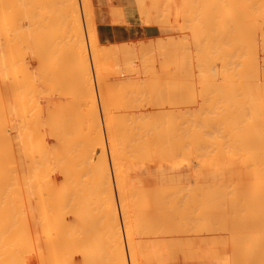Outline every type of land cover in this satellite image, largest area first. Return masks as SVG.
<instances>
[{
    "label": "bare ground",
    "instance_id": "6f19581e",
    "mask_svg": "<svg viewBox=\"0 0 264 264\" xmlns=\"http://www.w3.org/2000/svg\"><path fill=\"white\" fill-rule=\"evenodd\" d=\"M75 1L77 0H59V3L61 5L60 4L58 6L57 5L54 6L55 4L52 5L54 8L58 7V10L53 9L51 7L52 17H54L56 13H57L56 14L57 16L58 15L60 16V18L54 17L56 18V20L58 19L60 22L57 20V24H56L55 19H54L55 21L53 22L56 25L59 24L60 26H63V27H60V26L59 27L63 28L62 31L63 30L65 31L64 39L68 38L69 42L67 41V39L66 41L68 43L64 39H60L62 38V35L58 37H60L59 39L62 40V42L64 41V43L69 44L68 45L69 50L71 49L70 51L73 54L75 58L74 60L77 63V68L76 69L72 68L73 64L75 63V61L73 60L74 63L72 64V67H71L73 72L75 69V72H74L75 79H74L72 78L73 73L70 75V72H68L67 68L64 66L65 65L64 63H68L69 61H72V60L68 59L69 56L66 57L67 60L66 58L64 59V56H63V61H64L63 62L62 56L58 55L60 58L59 60L62 61L63 63L62 67H64L66 69V72H68V74L71 76L70 79L72 80L74 79L75 82L73 84L76 83L75 84L76 86L75 88L73 86L72 87L70 86L69 88H72V89L71 91L70 89H68L67 90L68 92L64 90H65V87L68 85L67 83L69 82H66L64 84L62 83V85H55L50 88V94H49L51 98L50 103L52 102L54 104H57L58 102L57 105L62 104V103H59L60 101L59 98L61 96H64L65 99L71 101L69 99V98L72 99L71 94H73L74 98H78L77 99L78 101L75 100V102L77 101L76 104H78L77 107L76 105H74L75 102H72L73 104L72 106H75V108H78V109L75 110L74 107L70 106V108L72 107L76 112L73 111L72 109L70 111L73 112V115H71V117L75 116L77 113L79 114V112H80V115H76L75 118L73 117L72 120L69 117L68 121H66L67 119L66 117L69 114H72V112L69 113L70 111L66 112L69 109L68 108L70 105L69 101L66 103L63 101L68 106L65 108L66 111L64 109L63 110L64 112L69 113V114H66V113L63 114V112L60 113V111L62 110H59L60 114L67 115V116L66 115L63 116L65 118L63 120L62 116L57 115L58 113L56 114L54 113V116H50L51 113L48 114L47 112L48 115L43 116L41 114L42 112L40 111V109L38 110L36 106L37 104H35L36 100H34V96H33V94H35L34 90L37 85L45 86L48 82L51 83V81L49 80L51 78H49V76L52 74V68L58 61V58L56 57L57 54H55V52L57 51L54 50L55 47L53 48L54 44L52 43L53 44V46L51 45L52 48L51 46L48 47L49 46L48 44L50 43L49 41L56 42L58 40V39L56 40V38L55 40L48 39V37L49 38L53 37V31L51 29V26L47 28V26L44 24L48 22L49 24L48 23L47 24L50 25V22L45 19V17L47 18L49 16L48 14L49 11L47 12V9L45 8H44L45 10L44 9L42 10L44 6L39 7L42 11L40 10L38 11V7H37L36 9L37 13L34 9L36 14H39L38 12L44 13L43 11H45V14L46 13L47 14L46 15L42 14V15H45V17L42 16L41 14H39L41 16H38V17L36 15H33V17L36 16L38 18L37 19L35 17L33 19H37L36 22L39 19H40L39 20L40 22H43L45 20L43 23H40V24H44L46 26V27L44 26L45 28L44 27L42 28L43 31L48 29L47 31H49L50 33L46 31L45 37L47 38L46 41L48 43H45V45L47 46L45 45L44 46L48 47L47 49L50 48V50H48L49 51L48 55L50 54V51L52 52L55 51L54 55H55V58H57V60L55 64L52 65L53 67L51 68V64L53 63V60L55 61V58H53L54 55L52 53L53 55L52 61L49 64L50 65L49 68L51 69V71L46 69L47 72L48 71L50 72V73L48 72L49 75L45 74L44 72L46 71H44V69L42 68L43 74H39L41 76L37 77L34 73H32L33 71L32 72L30 71L31 60H26L27 61L26 62L25 59H23V56H21L22 50H23V53L25 51L23 47H28L32 43L34 44V41L36 39L32 40L33 41L32 42L31 37L34 36V34L37 35L36 33H33L34 31L38 32L39 30L36 28V30L33 31V30H30L28 27L30 26L31 29L32 28L34 29V26L37 25L35 24L34 26H32L35 20L34 21L32 20V13L30 12V10L31 11L33 10V9H30L31 6H33L36 2L35 0H24V1L22 0V4L27 5L28 8L26 6H23V5L22 6L24 8H27L28 11L27 10L25 11L24 8L22 10L24 11V14L26 13L25 16L28 22L31 24L29 25L27 22L28 25L26 24V26L28 30L25 26L26 28L25 30H27L25 32L21 30L24 27L21 28L20 26V21L25 19L24 15L20 19V11H22L20 0H0V264H28V260L33 259V257H30L31 259L29 258V255H30L29 252L31 251H32L31 254L34 251L36 252L37 258L35 257V254L33 255L36 258V260L39 262L38 263V262L33 261L34 264H73L71 256L67 254V251L69 254L71 252L70 249L67 250L69 247H74V250H75V245L69 246L68 245L69 241L67 240V239H70L69 237H72L73 235L70 234L72 236L69 235V237L66 239L65 237H63L62 242H58V240L55 239V236L52 237V235H55V233L54 234L51 233L52 235L49 234L50 228H52V224L57 222L59 219L60 220H62L63 218L65 219V217L57 219L56 215H58L61 210L63 211V213H65L66 211H68V213L71 212L70 216L73 218V221L76 223L75 226H77L76 228L79 230L77 232L82 233L83 239H85L84 241H86L88 244L91 242V244L89 245L91 246L94 245L93 239L92 240L88 239L90 240V242H88V240L86 239L88 238V236L85 230L87 231V229L88 228L90 229L91 227L90 225H88V223L87 224L84 223L85 221L88 222L89 220L88 215L85 214L87 212L86 210L87 208L89 210L93 209V211H91L92 213L90 212L91 215L89 213L90 216H93L92 214H96V212H94V208H101V210L103 208V210L105 211L104 214L106 216L107 223L105 221L104 223L107 224L106 226L107 232L101 230L106 233H104L105 235H102L103 238H100L99 235L101 234L99 233V235H97L99 230L98 231L94 230L96 232H93L94 234L93 236L95 237V240L98 239L97 241H100L101 239H104L103 242H105L106 237L104 238V236L108 235L107 236L108 242L106 244L109 249V250L107 249V251H109L107 252L109 253L108 255L109 264H127L126 262L127 258H125L126 255H125V250H124L125 243H123L124 238L122 235V231H121L122 228L120 227V223H119V219L117 215L118 214L117 206H116L117 204L115 202V197L113 193L114 190H113L112 182H111L113 179H115L114 182L116 183V188H117L116 193H118V196L117 195L116 196L118 197L117 200H119L118 202H119V207L121 208V211H122V215L125 217L127 208H134V213H135L134 226L132 228L131 227H127L126 229L123 228L124 229L123 231L125 234L126 246L129 252L128 256H130V259H131V260L129 259L130 260L129 264L131 263L139 264L138 261H136V259H137V255L139 256L140 252L143 253L141 254V256L143 255V259H144L143 261H140V262H143L142 264H146V262L144 263L145 258L146 259L152 258L153 256H158V257L160 256L159 258H161L162 255L165 256L166 253L169 254L168 244L173 245L175 244L174 242H176L177 240H179V238H182V237L187 239V243L185 247L186 249L183 247V249L180 251V249L178 250L175 247L177 245H175L173 246V248L175 247L179 252H174L172 257L168 255L169 259L171 257L172 259H174L173 262L175 263L176 261L177 264L178 262L185 264L186 261L191 257L189 255L196 253V254H199L200 256V254H202L203 252H206V250H209L212 247L221 244L222 242L224 243H223V247H220L221 251H222V248L224 247L226 248L228 246L227 253L229 254L227 255L224 254V256H227V257L228 255L232 256V257L229 256L230 257L229 259H231L228 262L229 264H233L234 260H237L238 261L237 263L239 264H264V33L263 35L258 34L261 28L259 24L255 23V18H256L255 13L260 14V16L263 17V21H264V0H225V3H223L224 0H221V1L219 0L220 4L222 3L223 5L227 7L226 8L224 6L226 10L223 8L224 12L226 11L228 12V13L227 12L225 13L226 15L224 14L225 16L222 15L223 11L220 12V9L223 6L222 7L218 6L219 5L218 3L217 7H215L216 6L215 4H217V2L215 4H214L215 1L212 2L214 6V8L213 7L212 8L215 9V11L213 10V12H211L212 11L211 9L210 10L211 14L214 13L212 15H216L215 13L216 9H218V7H221L218 9V11L219 13H222L221 17L224 16V18H226V20H224V23H220L221 24L220 28L224 29L223 27H226V30H227L225 33L226 40H224L226 41L225 42L226 49L223 50V52L225 51V54L220 52L221 50L218 49L219 47L215 45L216 43L219 44L222 39L220 40V42H216L214 44H212L213 42L211 43V39H213V35L216 36L218 33H220V29L215 28L217 25L214 27V29L216 30L213 31L215 34L211 32L212 33V36H211V33H208V35L212 37L211 39H209L211 44H208L209 42L208 43L206 42L208 39L204 41V37L207 36L206 33L210 31L208 29L212 28V26L216 24V22L217 24L219 23L218 20H220L221 18L220 14H217L219 15L220 18L217 15H216L217 18H214L213 16L214 21L215 19H218V18L219 19L215 23H213L212 26L210 27L207 24L209 23L211 24L213 22V20L212 21L209 20L210 22L208 21V19L211 18L212 15L210 14L209 15L210 17L208 18V16H204L203 15L204 13L202 12L201 13L202 16L200 17L201 15L200 14L199 15L200 19H198L197 17V20L202 21V18H204V20L209 22L205 25L209 27L208 29L205 28L207 32L201 31V30H204V27H200V26H202V24L204 26V23L206 21L203 20L201 23H199V21L195 22L196 17L194 18V16L196 15V13L198 15L200 11L202 10V8L204 7L195 6L197 5L196 4L197 1H198L197 3H200L199 0H196V1L194 0L184 1L183 0L184 3L186 2L185 5L188 3V1L191 3H193L192 1H194L195 5L193 4L194 5L193 6L191 3L190 4L188 3L187 8L188 9L191 8V11L192 10L193 11L191 12L189 10L190 14L194 12L193 14L195 15L193 14L185 15L188 12L184 14L182 13L184 11H187V9L183 10L184 8L183 7L184 5L182 6L183 2L180 3L182 7L180 11L183 10L180 14L185 15L186 17L190 16L191 18L188 17L190 23L192 21L195 24H197V26H199V27L195 25L193 26L192 24L194 23H191L190 27L191 26L192 27L189 28L188 26L189 28L187 29L188 33L190 32L192 28L193 30H191V32L193 31L198 32L200 30L198 32L199 35L197 32H195L196 35L194 32H193L194 34L192 33V35L190 33L189 34L190 36L194 35L193 38H195L196 36L198 38V36H200V38H198V41L201 40L200 42H202V39H203L202 44H205V45H202L201 43H198L199 45H197V42H195L197 38L194 40L195 43L193 42V45H196L197 47L193 45L190 47L194 48L193 55L196 57L192 59H194V62H195L197 60L196 58H200L197 55V51L198 52L200 51L198 54L200 56L202 55L201 59L202 58L203 60L206 59V62L208 61V63H211V61H213V63L210 64L211 67H209L205 61L200 60V59L197 60V62L199 61V63L200 62L202 63L203 61V64L200 63L201 67L207 64L205 67L208 66L209 68H212L211 70L213 69L219 70L217 72L215 70L214 73L215 72L216 74L218 72L220 73V74L219 73L217 74V77L218 75H220L221 80L219 81L220 83L222 82V85L221 86L218 85L219 82L217 81L218 87L216 85L215 88L217 87L219 89L221 87L223 88V92H222V89H221V92L217 90L220 94L217 91L213 92L215 88L210 87V85L212 82L217 80V77H215L216 79L213 77L214 73H212L213 71L211 72L208 67L207 68L203 67L201 70L203 71L204 69H207L206 71H203V73L205 72L207 74L206 75L204 73L205 75L204 78L208 77L207 80L208 79L210 80L212 77L214 80L213 81L210 80L211 82L208 80L209 81L208 84L210 83V85L207 84V80H205L206 84H204V82L200 80L203 83V85L202 83L200 84V87L202 85L203 88L206 89L205 91H208V92L210 90H208L207 86H209L211 89L213 88L210 91V93L207 92V94H209L210 97H213L214 94L217 95L218 98L216 97L217 99H215V96H214L212 100L215 103L217 102V104L219 103L220 104L219 106L215 104H210V103H213V101H211V98H210L208 99L209 101L206 100L208 103L211 101L209 103L210 105L207 106V107H210V109L206 112L205 111L201 112L200 110H202V107L200 106L199 102H202V100H200V98H198V100L194 99L195 101L200 100L198 102L199 107H193L192 109L191 106H189L191 108L188 107L187 103L190 100L188 98L189 99L188 101H183V102L181 101L183 105L181 107H183V109L179 107L180 104L178 105L180 110H175L176 107L173 108L174 110L171 108V107H174L173 104H172L173 106L170 105L171 103H173L174 101H177L178 99L183 98L181 97V95L184 93L183 91L185 90V88L184 90L183 89L177 90V89L171 88V90L166 91L167 85L169 86V83L170 84L177 83L178 88H180L181 86L183 88L185 85H188L185 83L186 81L184 79L188 80L190 78V77L185 78L188 75H190L189 72H192L193 70V75H196V76L198 73L201 74V71H199L200 68L198 69V71L196 70L197 72L194 71L195 69L198 68L199 65L197 66L196 62H195L196 65L193 64L194 62L193 63L191 62L190 59H191V56L193 57V55L191 54L190 58L188 57L189 58L188 59L187 56L184 54V53L187 54L190 51L185 52V49L183 50V45L184 47H187L188 44L191 42V40L193 41V38H190V36L189 38L191 40L188 39V41H185V39H183V38H186L184 37L185 35L184 34L182 35L183 40L181 41L183 42V44L180 41H179L180 45L178 44V46L181 47L182 49L181 50L182 51L181 54L183 53L182 57L185 56L183 58L184 59L186 58L185 61L183 60L184 61L182 63L183 65L180 62L181 60L177 61L175 58V56L177 57L176 55L177 53L175 54L174 51L177 48L173 51L175 54L174 58L177 61L176 62L174 60V62H176V64L179 62L184 67L182 66L177 67L175 63H172V65H169V67L165 68L163 73H161L162 71L160 67L161 65H159L160 63L159 64L157 63L154 65L153 62H151L152 60L147 61V57L146 58L143 57V59L145 58L144 61L146 63L147 62L152 63L150 70L147 69L148 71H146V70L141 69L142 71H144L143 74L146 75L147 73H145V71L146 72L150 71V73L153 75L152 77H156L155 79H157L160 76L161 78L160 77L159 78L161 81L159 80V78L157 80L159 81V83L161 82L160 83L161 88L159 87L157 91L159 93V91L162 90L161 84L166 86L165 91H166V94H168L169 96L166 95L164 97H167L166 99L168 101L169 100L171 101V103L170 101L167 103L166 100L163 99L164 97L162 98L159 95L158 97L162 98V100H165L166 103L165 102L164 103L168 105L167 107H164L160 104H159L160 106H158V103L160 102L162 103V100L157 103L155 100V96L157 97L158 94L155 96L153 95L154 99L153 98L152 99L157 104V106L154 105L155 103L154 104L152 103L153 101H150L152 107H150L151 108L149 109L150 111L147 108L149 112L147 111L148 113H145V114L143 113L144 112L143 110L146 106L143 108V110L140 108L143 105L142 106L140 105L139 107L140 110H142L143 114L142 113L134 114L132 109H131L132 111L130 112H133V114L129 112L121 113L119 112L120 110L119 111L113 110L116 106H118V105H115V103L118 102L117 100H114V102L116 101L115 103L113 102L114 103L113 105H115L114 108L109 107L110 104L112 103L109 102V100H107L108 98H106V96L107 95L108 97L110 95L113 96L112 94H110L112 93V91L109 90L110 88L107 85L108 87L107 91H110V93L109 92L106 93V91L105 93H101V92L103 89L105 90L106 87L104 86H106L105 84H107L109 79L112 78L113 76L115 77L118 76L119 71L121 69L118 70V67H117L118 63L116 62L117 64L115 63V65L117 67L116 69L118 70V72L116 70L115 73L113 72L110 75L108 72L106 74L103 73L105 71L103 70V68H102V71L101 69L98 70L99 67H101L97 63L101 60L99 58L106 56L107 59H109L108 58L109 54L103 53L104 51L101 52V51L95 50L97 49V47L95 48L94 44L97 42V39H96L97 37L94 31H91V34L89 33V35L87 34L88 38L86 40V43H84L85 41L83 38L85 35L83 32H81L83 30L81 29L82 24H80L82 20L81 18L78 17L79 9L76 8L78 4L75 3ZM80 1H81V4L83 3L85 4L86 2V0L83 3H82V0ZM202 1L204 2L207 1L209 3L210 0H202ZM37 2L40 3L41 1L39 2L37 0ZM170 2H172V0ZM207 2L205 3L206 5L205 4L204 5L211 8L210 5H212V3L211 4L209 3V6H208ZM140 3L141 2H139L138 4L139 6L137 5L136 7L139 8L141 6L142 8V5L144 4L140 5ZM168 3L166 5L167 8H168V5L170 4ZM45 4L46 3H44L43 5ZM163 4H166V3L164 2ZM176 7H174L173 9H175ZM194 8H201V10L194 9ZM209 8L203 9V10L205 11L207 10V13H208ZM169 9L170 8L166 9L167 12L165 13V15L168 13ZM54 10L56 12H54ZM175 10L178 13L177 11L178 9H175ZM60 12L61 14H59ZM147 13L146 15H148ZM207 13L205 15H207ZM87 14H88L87 15V18H88L89 13ZM156 14L160 15V13H157V10H156ZM110 15H111V12H110ZM260 16H258L257 18H259ZM43 17H44V20H43ZM87 18L84 19L86 23H87V20H89V18L88 19ZM110 18L111 17L109 16V19ZM184 20L186 23V20L188 19L185 18L182 21ZM157 21H159L158 17H157ZM40 24H38L39 27H40ZM223 24L224 26H222ZM187 25H189V22ZM187 25L184 27H187ZM88 26L89 25H87V28L90 27ZM59 27L57 28L56 26L54 27V29L55 28L59 29ZM42 29L40 30L41 32L39 31L40 34L38 33L41 37L43 36V34H45V33H42L43 32ZM113 30L114 32H111L110 36L108 35L105 37V40L107 42L116 41L124 37L129 38L130 36L135 35V34H132L130 30L129 31L127 30L126 33H123L122 30L119 28L118 29L113 28ZM217 30L218 32L216 34ZM262 30L264 31V26L262 27ZM31 31H32V36L30 34ZM224 32H225V29H224ZM48 33H49V36H47ZM55 33H57V31ZM204 33H205V36L203 35ZM201 36H204V37L202 38ZM34 37H32V39ZM216 37L218 38V36ZM216 37L214 38L215 40H216ZM219 38H221V36H219ZM36 41L38 42L39 40H36ZM176 41L178 40L176 39ZM184 41H185V44H187L186 46L184 44ZM37 42L35 44H37ZM58 42L60 41L58 40ZM62 42H60V44H63ZM159 42L160 41L157 40V43ZM35 44L33 46H36ZM40 44L42 47L43 46L42 43ZM60 44L57 45L58 49L56 50H60L59 46H62ZM85 44H87L88 46L87 52L90 55L91 60H94L93 62H95L97 59L99 60L95 62V64H98L99 66L94 65L93 62L91 63L94 66V68H96L95 66H98V69H95L98 71H95L96 76L94 75L95 76L94 79L97 81L96 87L99 90L97 93L99 92L101 93V95L100 93L99 95L102 98V102L104 101L105 98H106L105 99L106 103L105 102L103 103L107 104L108 102L107 104L108 107L105 104H103V109L105 110V112L101 110L102 103L99 105H100V108H101L100 110L102 111V113L104 112L103 113L104 116L102 114L101 115L104 118L103 124H105V128H104L105 136H106L107 146L109 150V156L111 159V166H112L111 170L113 171L112 174L114 177L112 180H111V176H112L111 171L109 169L110 165H108L107 163L108 158H106V153H105L106 152L105 151L106 141L104 140L105 138L103 135V131L100 126V122L98 121L99 120V118L97 117L98 112H96L98 107L96 109L97 105L94 104V103H97L95 102L96 100L94 99L95 94H94V89H93V84H94L93 82L95 81L92 80V77H91L92 73H90V71H92L91 69L93 68L91 69L89 68L88 61L90 60L87 59L89 55H87ZM32 45H30V47ZM92 45L95 48V49L92 48L93 50H91ZM159 45L161 46V44ZM159 45L156 46L155 48L159 47ZM189 45H191V43ZM206 45H207L206 50L202 51V48L204 50L205 49L204 46ZM209 45L211 48H212V45H215L213 46V48L218 47L215 50H218L217 52H219V54L221 53L223 54L221 56H223L224 59L222 60V58L220 57L223 62L219 61L220 58L216 61L215 59H213L214 56H212V54L210 53L211 51L208 50ZM223 45L224 44L222 43V46H220L221 49L224 48ZM44 46L43 48H45ZM167 46H163V50H164V47H166L167 49ZM200 46H202V48ZM41 47L40 49L43 50V48ZM141 47H145L143 46V43H141ZM168 47H170V44ZM173 47L174 48L176 47L175 43ZM198 47H200V50ZM28 48H26L27 49L26 51L28 52L27 54L30 55V52H31V55L33 54L34 56V53L32 52V50ZM66 49L68 50L67 47ZM127 49L128 51L130 50V48H126V50ZM132 49H133V46H132ZM134 49H133V52H134ZM188 49H189V46H188ZM28 50H30V52ZM62 51L63 50H60V53H62ZM37 52L41 54L40 50ZM37 52L36 54H38ZM44 52L47 53L46 50L43 51V53ZM203 52H205V54ZM206 52L211 54L212 57L211 56L209 57L210 60L206 58L208 57L206 55L208 53ZM217 52L215 51L213 53L217 54ZM71 53L67 54L65 52V55H70ZM200 53H203V54H200ZM139 54H138V57L140 58L144 56V55H139ZM141 54L143 53L141 52ZM179 54L180 53H178V55ZM38 55L36 56L38 57ZM42 55H41L42 57L47 56L44 54ZM160 55H163V54H160ZM203 55H205L206 57L205 56L203 57ZM41 56H39L38 58L42 59ZM130 56L132 55L130 54ZM164 56H167L168 58V55L164 54ZM161 57L162 56H160V58ZM182 57L180 58L182 59ZM216 57L217 56H215V58ZM38 58L37 60L39 61ZM46 58H48V56ZM152 58H153V53H152ZM165 58L166 57H164V59ZM49 59L47 60V62L50 61ZM136 59H134L133 61H136ZM42 60H45V58ZM42 60L38 62L41 65H43ZM65 60L67 62H65ZM214 61L216 63L222 62L221 64L217 63L221 65L219 66L221 70L219 68L217 69V68L212 67V66H216L215 65L216 63ZM45 62L44 64H46ZM123 62L121 64H123ZM141 62L143 63L142 59L141 61L139 60V63ZM165 62H167V60ZM185 62L189 64L192 63L191 66L192 65L196 66L195 69H191V71L187 67V70H189L188 72H186L187 75H185L186 74L185 70L182 69V68H185V66H189V65H186ZM111 63L112 61L110 63L108 62V64L110 65H107V67L108 66L114 67L113 64ZM134 63H133V66H135ZM130 65H132L130 64V62L127 63L128 68ZM164 65L163 67H165ZM45 66H47V64ZM45 66L43 65L44 68ZM133 66H130V68ZM55 67L53 68V71L56 70ZM109 70H112V69H109ZM124 70L129 71L131 69H124ZM132 71H129V72H132ZM101 72L104 75H101L102 74ZM194 72L196 74H194ZM209 72L212 73L213 75L212 74L208 75ZM57 74L58 76L56 74H55L56 76H54L53 74L54 78L60 77L59 76L60 73H58V71H57ZM193 75L191 76L192 78L195 77ZM198 76H199V79H203L202 77H200V75ZM65 77L66 79H68L67 73ZM66 79L65 81H67ZM145 79L148 80V78H145ZM155 79L152 78L150 81L154 83ZM51 80L54 81L53 79ZM72 80H70V83L72 82ZM126 80L127 79H125V81ZM58 81H62V79L55 81V84ZM127 81L129 82L130 80H127ZM138 81H136L135 83L137 84ZM130 82L132 83V81ZM142 82L144 83L145 80ZM151 82H150V85H152L153 87L151 86L150 87L153 89L154 86H157L156 85L157 83L155 82V85H154ZM189 82L193 83L192 80ZM196 82L197 81H195V83ZM132 84L135 85L134 82ZM144 84H146L147 86L146 82ZM127 85H130V84H127ZM140 85H142V83ZM172 85L171 87H173ZM175 85L174 87L177 88V86ZM47 86H45L44 88H46ZM194 86L195 88H197L199 84L198 85L194 84ZM194 86L193 87L191 86L192 92H194L193 91ZM113 87L114 86H112L111 88ZM134 87L132 86L131 89L133 90ZM200 87L197 88V92L203 91V90H200ZM101 88L102 90H100ZM138 88L141 89V86ZM117 89L116 90L114 89L116 91V92L114 91L115 93H117ZM124 89H127V87L125 86ZM152 89L150 90L152 91ZM36 90H38V88ZM39 90H43V89H39ZM145 90L147 92L145 93L148 95L149 87H148V90L147 88H145ZM46 91L47 90H45V92ZM142 91L144 90H141L138 92L142 93ZM114 92L113 94H115ZM120 92H122V90H120ZM135 92L137 91H134V93ZM203 92H202L203 96L207 95L206 93H203ZM36 93H38V91ZM75 93L77 94L78 97L76 96ZM164 93L163 95H165ZM188 93L185 92V94H188ZM221 93H223V95ZM142 94L143 96L146 95L144 93ZM191 94L194 95L195 93H191ZM39 95L37 94V97ZM42 95H46V93L44 94L42 93ZM103 95H106V96L102 97ZM220 95H222L223 97H221ZM111 96L109 98H111ZM120 96L121 94L119 95V97ZM137 96L138 95L136 94V97ZM143 96L139 97L141 100L138 98H135V99L140 100L141 103L143 99L144 100L146 99L147 101L146 96L145 98H141ZM197 96H199V94ZM117 97L114 98L113 96L114 99H119V97L118 98ZM147 97H149V95ZM200 97H201V94H200ZM127 98H129V95H127ZM193 98H196V97L194 96ZM124 99L121 100L120 98L121 102ZM90 100L92 101L90 102ZM134 100H132V102ZM149 100H148V103H149ZM37 101L39 100L37 99ZM72 101H74V99ZM87 101L90 104H92L93 109H91L90 105L88 109H85L86 108L85 104L87 105L86 103ZM128 102L126 103L128 104ZM138 102L137 104L139 105L140 102L139 103ZM122 104H124V102ZM131 104L134 105V102ZM137 104H135V106ZM169 105H170V108H168ZM147 106L149 105L147 104ZM195 106H197V103L195 104ZM60 108H63V107H60ZM110 108L112 111H115V112L113 113L111 110L109 111ZM54 109H52L51 107V110H54ZM125 109H127V106L125 107ZM137 110L140 111L139 109ZM203 110L205 109L203 108ZM55 115H57L58 117ZM205 164H206V167L202 169V175H201L202 181L209 183L206 186L205 191L199 188L195 190L189 189L188 186L183 185L184 182L188 179L189 170H192V168H194L195 165L205 166ZM129 178H132V180L130 181V184L128 185L125 183V179H129ZM173 180H177L181 184L175 185L173 189L171 188L167 189L166 184L167 183L171 184ZM65 208L66 209L72 208L73 210L67 209L66 211H64ZM208 208H221V209L218 210L215 214L213 215L211 214L212 216L211 217L209 213H207L208 211L206 209ZM97 210L95 209V211ZM101 210L99 209V212L97 211L98 212L97 216L100 214ZM63 213L60 212V214L62 215ZM87 217H88V220H87ZM209 218L210 220L212 219V222H213L210 227H208L209 220H207ZM90 219L92 222L94 221L92 220L93 218H90ZM94 219L96 220V217ZM101 220H104V219L101 217ZM63 221H62V226L67 225L66 222L65 221L63 222ZM92 222H91L92 229H94L95 226L99 227L95 225L96 222L95 224ZM198 222H199V226H198ZM98 223L99 221L97 222V224ZM84 224L88 225V228H84L85 227ZM102 224L99 223V225H102ZM54 225H56V223ZM59 226L60 224H58L56 228ZM62 226H60L59 228H63ZM73 226L72 228H74ZM72 228L71 230L69 229L71 232L73 231ZM102 228L103 227H101V229ZM63 229H62V232L64 236L66 235L64 234V232L65 231L68 232V230L63 231ZM196 229L198 230L207 229L206 230L207 233L201 234ZM76 230H75V234L77 233ZM91 232L92 231L90 229V233ZM95 233L97 234L95 235ZM78 234L79 233H77L76 235ZM60 236H62V234H60L59 237ZM67 236H68V233L66 237ZM84 236L86 237L84 238ZM78 237L80 238L81 236L79 235L77 236V238ZM90 237H92V235H90ZM73 240L75 242L74 237H73ZM98 243H100L101 246H103L101 241ZM88 244L87 245L83 244L84 246L81 248L82 249L81 255L83 256L81 264H95V263L99 264L100 263L99 261L101 260L96 261L97 257L95 258L94 256L96 254L95 250L92 249L93 246L90 248ZM95 244H97L96 241H95ZM81 245L82 244L80 243V245L78 246V250L80 249L79 247ZM183 245H184V242H183ZM95 246L97 249V245ZM99 246L100 245L98 244V247ZM107 246L105 245V247L104 246L103 247L106 249ZM100 248L96 250L98 251L97 252L98 255L99 254L101 255V253L103 252V250L102 249L100 250ZM214 249H216L217 251L220 250V249L218 250L217 247L216 248L214 247ZM74 250L73 252H75ZM173 250L177 251L175 249ZM172 251L170 250V253ZM217 251H214V253ZM220 252H217L218 254L216 253L215 257L213 258L218 259L219 257H221V256L218 257ZM102 255H105V253ZM211 255L212 254H208V256H211ZM199 256L197 258H201V259L205 258L204 253H203V256H200V257ZM193 258L195 261L198 262V260L195 259V255L193 256ZM221 258L223 260L225 259L223 255ZM221 258H219L220 260L218 261L220 262L223 261ZM104 259L102 257L103 262L108 261ZM152 260L153 262H155L158 259H156L155 261L154 259ZM164 260L165 259H163V261ZM211 260H212V257H211ZM169 262H171V260ZM215 263H216V260H215ZM154 264H160V262L159 263L155 262ZM223 264H227V263L225 262Z\"/></svg>",
    "mask_w": 264,
    "mask_h": 264
},
{
    "label": "rangeland",
    "instance_id": "374dc122",
    "mask_svg": "<svg viewBox=\"0 0 264 264\" xmlns=\"http://www.w3.org/2000/svg\"><path fill=\"white\" fill-rule=\"evenodd\" d=\"M23 1H24V0H23ZM38 1H39V2L41 1V2L38 3L37 0H35L36 3L34 2L35 4L33 3L34 5L32 4L33 6H31V8H30V9H33L32 11L30 10V12L32 13V20H33V21L35 20V21L33 22L34 24H32V26H34L35 24H37V25L34 26V29H33V28L31 29L30 26H28L29 29H30V30H33V31L36 30V28L39 29L38 32H37V31H36V32H35V31L33 32V33H36V34H37V35L34 34V36H35L36 38H35L34 36H32V31H31V33H30L31 36L34 37L33 39H32V37H31V41L34 40V39L39 40L38 42H37L36 40L34 41V44L37 42V44H35L37 47H36V46H33V45H34L33 43H32L33 45L30 44V45H32L31 47H30V45L28 46V47L30 48V50H32V52L34 53V56H33V54L31 55L30 50H28V51L30 52V55H31V56L27 54L28 52L26 51V50H27L26 48H28V47H23V48L25 49L26 52L24 51V53H23V50H22V54H21V53H20V54H21V56H23V59H25V61H26V60H31L30 71H31V72L33 71L32 73H34L37 77H38V76L40 77L41 75H39V74H43V69H44V71H46V72H47V70H50V71H51V69L49 68V67H50L49 64H50L51 61H52V56L54 55V52L57 51V52H55V54H57L56 57L58 58V61L56 62L57 58H55V55H54L53 58H55V61L53 60V63L51 64V68L53 67L52 65L55 64V62H56L57 65H58V64H59V65H58V67H57L56 64L54 65V67L56 66V67H55L56 70L53 71V68H54V67H53V68H52V74L50 75V76H52V77L49 76V78L53 79L54 81H52L51 79H49V80L51 81V83L48 82V83L45 85V86L48 85L46 88H44L45 86H43V85H40V86L37 85L36 88H35V90H34V93H35V94H33V96H34V100H36V101H37V99L39 100V101H37V103H36V101H35V104H37L36 106H37L38 110L40 109V111L42 112L41 114H42L43 116H44V115L46 116V115H48L49 113H51L50 116H54V113H55V114L58 113L57 115H58V116H59V115L62 116V118H63V120H64L65 118H64L63 116H65L66 114L71 113V112H72V111H70L71 109H72L73 111H75V110L78 109V108H75V106H72V105H73L72 102H75V100H77L78 98H74V97H73V94H71V95H72V99L69 98V99L71 100V101H69V100L65 99L64 96H61V97L59 98V100H60L59 103H62V104L57 105L58 102H57V104H54V103L51 102V103L54 105V107H53V105L50 103V100H51L50 95H49V94H50V88H51L52 86H55V85H62V83L64 84V83H66V82H69V83H67L68 85L65 87V90H64V91L68 92V91H67L68 89H70V91H71L72 88H69L70 86H71V87L73 86V87L75 88V86H76L75 84H76V83H75V84H73V83L75 82V81H74V79H75V77H74V74H75V73H74V72H75V69L77 68V63H76V61L74 60L75 58H74L73 54H72L71 51H70L71 49L69 50V47H68L69 44H67V43L69 42V41H68V38H65V39H64L65 31H64V30L62 31L63 28H60V27H63V26H60L59 24L56 25L58 19L56 20V18H54V17H59V18H60V16H59V15L57 16V15H56L57 13H56V14L54 13V14L56 15V16L54 15V17H52V15H51V13H52V11H51V7H52L53 9L58 10V7L54 8L52 5L55 4L54 6H56V5L58 6V5L60 4V3H59V0H54V1H53V0H52V1H51V0H49V1H48V0H38ZM43 1H44V2H43ZM55 1H56V2H55ZM84 1H85V0H82V3H83ZM88 1H89V2H88ZM135 1H136L137 3H136ZM168 1H169L170 4L168 3ZM170 1H171V0H164V1H163V0H148V1H147V0H86L87 3L85 2V4H84V3L81 4V1H80V0L75 1V3L78 4V6H77L76 8L79 9V14L77 13V14H78V17L81 18V20H82V21H81V20L79 19V20L81 21L80 24H82V28H81V27H80V28L83 30V31H81V32H83L84 35H85V36L83 35V36H84L83 39H84V41H85V42H84V41H83V42L86 43V40H87V38H88L89 33L91 34V31H94V33H95V35H96V37H97V38H96V39H97V42H96L94 45H95V48L97 47V49H95L94 46L92 45L93 47L91 46V50L95 49V50H98V51H101V52L104 51L103 53H107V54H109V56H110V57L108 56L109 59H107L106 56H103L102 58H99V59H101L100 61H99L98 59L96 60V61H99V62H100V63H99V62H97V63L101 66V67H99V69H98V66H99V65H98V64H95L96 61L93 62L94 60H91V57H90V55H89L88 52H87V51H88V46H87V44H85V46H86L85 49H86L87 55H89V57L87 56V57H88L87 59L90 60V61H88L89 68H90V69H91V68L94 69V70L91 69L93 72L90 71V73H92V74H91V77H92V80L96 82V83L93 82V83H94V84H93V89H94V94H95V96H94L95 98H94V99L96 100L95 102H97V103H94V102H93V103H94L95 105H97V106H96V109H97V107H98V109H97L98 111L96 110V112H98L97 117L99 118L98 121L100 122V126H101V128H102L103 135H104V138H105L104 140H105V141H106L105 130H104V128H105V124H103V122H104V118H103L104 115H103V113L105 112V110L103 109V104L106 103V101H105L106 98H108L107 100H109V102L112 103V104H110L109 107H113V108H114L115 105H118V106H119V107L116 106L114 109L112 108L113 110H115V111H117V110L119 111V110H120L119 112H121V113H122V112H129V113H131V114H133V112H134V114H137V113H138V114H141V113H142V110H143V108H144L145 106H146V107L144 108V110H143L144 112H143V113H144V114H145V113H148V112L150 111L149 109H151L150 107H152L150 101H153V99H154L153 95L155 96V95L158 94L157 97L160 95V96L163 98L164 96L168 95V94H166V91L171 90V88H172V89H177V90H178V89H183V90H184V88H185V90L183 91V92H184V93H183L184 95H183V94L181 95V97H183L182 99H178L177 101H174L173 103H171V101L169 100L170 103H171L170 105H172V104L174 105V107H171V108H172V109L175 108V107L177 108V109L175 108V110H180V108L183 109V107H181V106H183V105H182V102H183V101H188L189 99H190V100H189L188 103H187V104H188V107L191 106L192 109H193V107H199V103H200V106L202 107V110H200V109H199V110H200L201 112H204V111L206 112V111H208V110L210 109V107H207V106H209L210 104H215V105H217V106H219V104H220V103L217 104V102L215 103V102L212 100V98H214V96H215V99H217L218 96L215 95V94L213 93V94H214L213 97H210V95L207 94L208 91H205L206 89L203 88V86H202L203 83L200 81V80H202V81L204 82V84H206L205 80H207L208 77H207V78H204V77H205V75H204L205 72L203 73V71H206L207 69H204L203 71H201V70H202L203 67H204V68H207L208 66L211 67L210 64H212L213 61H211V63H208V61L206 62V59H204V60H203V58L201 59L202 55L200 56V55L198 54L200 51H199V52L197 51V55H198V57H200V58H196V59H197V60L200 59V60L205 61V62L208 64V66L205 67V66L207 65V64H206L205 66L203 65V67H201V65H200L201 62L199 63V61L197 62V60H196L195 62L197 63V66H198V65H199V66H198L197 69H195V67H196L195 65H196V64H195V62H194V59H192V58H195L196 56L193 55V54H194V48H193V47H190V46L193 45V42H194V40L197 38V36H196L195 38H193L194 35H193V36H190V34L192 35V33L194 32V31L191 32V30H193V28L190 30V32H189L190 34L188 33V30H187V29L191 28L192 26L190 27V24H191V23H194V22L191 21V23H190L189 18H188V17H190V16H188V17L185 16V15H191V14L194 13V12H193V13L190 14L189 10L191 11V8H190V9L187 8L188 3L190 4L191 2H189V1H190V0H189L188 3L185 5V3H186V2L184 3L185 0H184V1H183V0H182V1H181V0H180V1H179V0H176V1H175V0H172V2H170ZM186 1H187V0H186ZM194 1H196V0H194ZM194 1H192V2H193V3H191L192 5L194 4ZM214 1H215V2H214ZM218 1H219V0H218ZM218 1H217V0H213V1L210 0L209 3L211 4L212 2H214V4H215V3L217 2V4H215V5H216L215 7H217L218 3H219L218 6H221V7L223 6L222 8H221V7H218V9L221 8V9H220V12L223 11V12H222L223 14H222V13H219L218 9H216V12H215L216 15H217V14H220V17H221V14L224 15L227 11L224 12V9H225L224 6H225V5H223L222 3L220 4V1H221V0H220L219 2H218ZM20 2H21V7H22L21 10L24 8L23 6H26V7H27V5H23V4H22V0H20ZM48 2H50V3H48ZM52 2H53V3H52ZM139 2H141L140 5L144 4V5H142V8H141V6H140L139 8L136 7V6L139 4ZM142 2H143V3H142ZM164 2H165L166 4H163ZM182 2H183L182 6L184 5V6H183V7H184L183 10L187 9V11H184V12H182L183 10L180 11V9H182L180 3H182ZM197 2H198V1H197ZM197 2H196L197 5H195V4H194V5L197 6V7H198V6H199V7H201V6L204 7V8H202V10H203V9H208V8H209V7L205 6V5H206L205 3H206L207 1L204 2V1H202V0H201V1L199 0V2H200L201 4H200V3H197ZM44 3H46V4L43 5ZM51 3H52V4H51ZM56 3H57V4H56ZM167 3L170 5V7H169V5H168V8H170V9H169L170 12L168 11V13H169L170 15H169L168 13L165 15V13L167 12L166 9H168V8L166 7ZM173 3H174V4H173ZM209 3L207 2L208 6H209ZM223 3H225V0H224ZM36 4H37V6H36ZM50 4H51V6H50ZM77 4H76V5H77ZM89 4H90V5H89ZM150 4H151V5L153 4V5L151 6ZM172 4H173V5H172ZM199 4H200V5H199ZM204 4H205V5H204ZM22 5H23V6H22ZM60 5H61V4H60ZM81 5H82V7H81ZM164 5H165V6H164ZM194 5H193V6H194ZM35 6H36V7H35ZM42 6H44V7L42 8V10L45 8V9H47V12L49 11V12H48L49 16H48L47 18L45 17V15L47 14V13L45 14V11H43L44 13H42V12H41V13L38 12V13L41 14V15H42V14H45V15H42V16H44L45 19H46L47 21L50 22V25H48V24H49L48 22H46V23H44V24L47 26V28H49V27L51 26V29H52V31H53V37H51V38L48 37V39L55 40V38H56V40L58 39L60 42H62V40H60V39H64L65 41H66V39H67V41H68V42L66 41L67 43H64V41H63V42H62L63 44H60V42H58V40H57L56 42H51V41L48 40V41L51 43V44H50V43L48 44V45H49L48 47H50L51 45L53 46V44H54L53 48L55 47V49H54L55 51H53V52L50 51V54H51V55H50V54L48 55V53H49L48 50H50V48L47 49L48 47H45V46H47V45H45V43H48V42L46 41L47 38L45 37V35H46V31H47L48 29H46V30L43 31L42 28H43L45 25H44V24H40V23H43V22L45 21V20H44V17H43V20H44L43 22H40V21H39L40 19L36 22V20L38 19L37 17H38V16H41V15H39V14H36V13H37V10H36V9H37V7H38V11H39V10L42 11V10L39 8V7H42ZM46 6H47V7H46ZM106 6H107V7H106ZM138 6H139V5H138ZM156 6H157V7H156ZM176 6H177V7H176ZM155 7H156V8H155ZM174 7H176L175 9H178V10H177L178 13L176 12L175 9H173ZM178 7H179V8H178ZM188 7H189V6H188ZM206 7H207V8H206ZM210 7H211V8H209V12H208L209 14L207 13V10H206V11H205V10L202 11L201 8H194V9H200V10H201L200 13H199L198 15H197V13H196L197 16H196L195 14H193V15H195L194 18L196 17V21H195V22H198V21H199V20H197V17H198V19H200V18H199V15H200L202 12L204 13V14H203L204 16H208V18H209V17H210L209 15L211 14V12H213V10L215 11V9H213V8H214L213 3H212V5H210ZM212 7H213V8H212ZM225 7H226V6H225ZM27 8H28V7H27ZM27 8H24L25 11H26V10L28 11ZM87 8H88V10H87ZM89 8H90V10H89ZM137 8H138V9H137ZM140 8L142 9V11H141ZM150 8H152V9H150ZM164 8H165V9H164ZM223 8H224V9H223ZM226 8H227V7H226ZM254 8H255V7H254ZM34 9H35L36 13H35ZM45 9H44V10H45ZM120 9H121V10H120ZM143 9H144L146 12H145ZM149 9H150V10H149ZM211 9H212V11L210 12ZM222 9H223V10H222ZM84 10H85V11H84ZM139 10H140V12H139ZM156 10H157V13H160V15H159V14H156ZM165 10H166V11H165ZM225 10H226V9H225ZM120 11H121V12H120ZM192 11H193V10H192ZM192 11H191V12H192ZM195 11H196V10H195ZM198 11H199V10H198ZM54 12H56V11L54 10ZM57 12H58V11H57ZM90 12H91V13H90ZM110 12H111V15H110ZM119 12H120V13H119ZM142 12H143V14H142ZM144 12H145V13H144ZM147 12H149V13H147ZM181 12H182L183 14L186 13V12H188V13L185 14V15H182V14H180ZM217 12H218V13H217ZM257 12H258V11H257ZM21 13H22V14H21ZM34 13H35V14H34ZM83 13H84V14H83ZM87 13H89V17H88L89 20H87V23H86V21H84V19L87 18V15H88ZM121 13H122V14H121ZM146 13H147L148 15H146ZM173 13H174V14H173ZM206 13H207V15H205ZM227 13H228V12H227ZM59 14H61V12H60ZM85 14H86V15H85ZM140 14H142V15H140ZM155 14H156V15H155ZM175 14H176V15L178 14V15H177L178 17H177ZM212 14H214V13H212ZM212 14H211V15H212ZM23 15H24V18H25L26 20L23 18L24 20H21L23 23H22L20 20H19V21H20V26H21V28L24 27V28L21 29V30L26 32V31L28 30V28H27V26H26L28 20H27V18H26V16H25L26 13L24 14V11L22 10V11H20V19L23 17ZM33 15H36L37 17H36V16L33 17ZM84 15H85V16H84ZM117 15H118V16H117ZM119 15H120V16H119ZM139 15H140V16H139ZM154 15L158 17V20H159V21H157V17H155ZM161 15H162L163 17H162ZM181 15L183 16V18H182ZM216 15H212V17H211L212 19H211V18L208 19V21H209V20H210V21L213 20V22H212L211 24L209 23L210 21L208 22V21L204 20V18H202V21L204 20V21H206V22L204 23V26H203V24H202V26H200V27H204V30H201V31H205V32H207V30H205V28L208 29L209 26L211 27L212 24L215 23V22L220 18L219 15H217L219 18H218V19H215V21H214V18H217ZM225 15H226V14H225ZM225 15H224V16H225ZM83 16H84V17H83ZM109 16L111 17L110 19H109ZM143 16H144V17H143ZM146 16H147V17H146ZM184 16H185V17H184ZM201 16H202V14L200 15V17H201ZM213 16H214V18H213ZM224 16H222V17L220 18V20H218V22H219L218 24H217V22H216V24H214V25L212 26V28H209V29H208V30H210V31H208V32L206 33L207 36H205V33L203 34V35H204L205 37H207V38H205L204 36H201L202 38L204 37V41L208 39V40L206 41L207 43L209 42L208 44H211L212 42H213L212 44H214V43H216V42H220L221 39H222L221 42L224 41V40H226V39H225V33H226V31H227V30H226V27H223V28L225 29V32H224V29L220 28V27H221V26H220V25H221L220 23H224V20H226V18H224ZM255 16H256V18H255V23H256V24H259V26H260V28H261V30L258 32V34H259V35H261V34L263 35V33H264V31L262 30V27L264 26L263 17L260 16V14H256V13H255ZM258 16H260V17L257 18ZM35 17H36L37 19H33V18H35ZM117 17H119V18H117ZM139 17H140V18H139ZM145 17L147 18V20H146ZM164 17H165V18L168 17V18H166V19H168V20H166ZM174 17H175V18H174ZM226 17H227V16H226ZM261 17H262V18H261ZM88 18H87V19H88ZM112 18H113V19H112ZM148 18H149V19H148ZM159 18H160V19H159ZM185 18L188 19V20H186V23H185V20L182 21V20L185 19ZM190 18H191V17H190ZM222 18H223V20H222ZM48 19H49V20H48ZM54 19L56 20V22H55L56 24L53 22V21H55ZM163 19H165V20H163ZM256 19H257V20H256ZM259 19H260L261 21H260ZM41 20H42V18H41ZM60 20H61V19H60ZM154 20H155V21H154ZM160 20H162V21H160ZM193 20H194V19H193ZM58 21H59V20H58ZM89 21H90V22H89ZM144 21H145V22H144ZM163 21H164V22H163ZM167 21H168V22H167ZM202 21H199V23H201ZM25 22H26V23H25ZM38 22H39V23H38ZM59 22H60V21H59ZM84 22H85V23H84ZM111 22H112V23H111ZM165 22H166L168 25H167ZM182 22H183L184 24H183ZM188 22H189V25H187ZM47 23H48V24H47ZM164 23H165V24H164ZM207 23H209V24H207ZM28 24L31 25L29 22H28ZM28 24H27V25H28ZM38 24H40V27H41V28L39 27ZM51 24H52V25H51ZM124 24H125V25H124ZM127 24H129V25H127ZM144 24H145V25H144ZM146 24H147V25H146ZM205 24H207V25H209V26H206ZM23 25H24V26H23ZM41 25H43V26H41ZM85 25H86V26H85ZM87 25H89L90 27L88 26L89 28H87ZM91 25H92V26H91ZM164 25H165V26H164ZM170 25H171V26H170ZM186 25H187V27H184V26H186ZM192 25H193V26H194V25L197 26V24H195V23L192 24ZM200 25H201V24H200ZM216 25H217V26H216ZM218 25H219V26H218ZM25 26H26L27 30H25V29H26ZM46 26H45V27H46ZM56 26H57V28L60 26L59 29H56V28L54 29V27H56ZM157 26H158V27H157ZM169 26H170V27H169ZM188 26H189V28H188ZM205 26H206V27H205ZM215 26H216V27H215ZM222 26H224V24H223ZM45 27H44V28H45ZM91 27H92V28H91ZM197 27H199V26H197ZM214 27H215L216 29H218V28L220 29V33H218L219 35L217 34L218 30L216 31V34H217L216 36H218V38H219V36H221V38H219V40H218V38H217L215 35H213V39L216 37V40H215V39H214V40L211 39V38H212V37H211V36H212V33H211V32H213V31L216 30V29H214ZM83 28H84V29H83ZM86 28H87V29H86ZM104 28H106V29H104ZM113 28H120L122 31H124V30H128V31H129V30H130L131 33H132V34H135V35L130 36L129 38L124 37V38L119 39V40H116V41H110V42H107V41L105 40V37L108 36V35L110 36V35H111V32H114ZM184 28L186 29V31H185ZM195 28H196V27H195ZM41 29H42V31H43L42 33H45V34H43L42 37L39 35V34H40L39 31H40ZM85 29H86V30H85ZM196 29H197V28H196ZM199 29H201V28H199ZM54 30H55V31H54ZM144 30H145V32H144ZM181 30H182V32H181ZM197 30H198V29H197ZM211 30H212V31H211ZM56 31H57V33H55ZM59 31L62 32V33H60ZM88 31H90V32H88ZM179 31H180V32H179ZM199 31H200V30H199ZM199 31H198V32H199ZM222 31H223V32H222ZM28 32H29V31H28ZM40 32H41V31H40ZM47 32H49V31H47ZM142 32H143V33H142ZM183 32H185V33H183ZM195 32H197V31H195ZM195 32H194V33H195ZM198 32H197V33H198ZM38 33H39V34H38ZM42 33H41V34H42ZM49 33H50V32H49ZM49 33L47 34V36H49ZM58 33H59V35H58ZM83 33H81V34H83ZM173 33H174V34H173ZM194 33H193V34H194ZM202 33H203V32H202ZM208 33H211V36L208 35ZM51 34H52V32H51ZM55 34H56V36H55ZM87 34H88V35H87ZM184 34H185V35H184ZM200 34H201V33H200ZM213 34H215V33L213 32ZM221 34H222V35H221ZM223 34H224V35H223ZM60 35H62V38L58 37V36H60ZM182 35H184V37H186V38H183V39H185V41H188V39L193 38V41L190 39V40H191V42H190V40H189V42L191 43V45H189L190 43L188 42V43H189V44H188L189 49H188V46H187V47H184V45H183V50L185 49V52H186V51H187V52L190 51L189 53H187V54L184 53V54L187 56V58H188V57L190 58V56H191V54H192L193 57L191 56V59H190V60H191L192 63L194 62L193 64H195L194 66H193V65L191 66L192 63L189 64V63H186V62H185L186 65H189V66H185V68H182V69L185 70V73H186V72H188L189 70L191 71V69H195L194 71L197 72L198 69L200 68L199 71H201L202 76H201V74H199V73L197 74V76H196V75H193V70H192V72H189L190 75H188L187 77H185V75H187V73H186V74L184 73V74H185V75H184L185 78H189V77H190L188 80H189V81H191V80L193 81V83H192V82H189L188 80L184 79V80L186 81L185 83L189 85L190 89H189L188 85H185L183 88H182V86H181V87L179 86L180 88H178V84H177V83H172L173 85L169 83V86L167 85V88H166V86H164L163 84H161V85H162V90L159 91V93H158L157 90L159 89V87L161 88V86H160V83H161V82L159 83V81H158L157 79H158L160 76H159L157 79H155L156 77H152L153 75L150 73V71H149V72H146V71H148V70L151 69V65H152L151 62H153L154 65L157 64V63H158V64L160 63L159 65H161V66H160V67H161V71H162L161 73H163V71L165 70V68L169 67V65H172V63H175V64H176L177 61L181 60L180 62H181V64H182V63L185 61V59H186V58H185V59L183 58V57H185V56L182 57V55H183V53L181 54V52H182L181 50H182V49H181V47L178 46V44L183 40V39H182V37H183ZM195 35H196V33H195ZM198 35H199V33H198ZM226 35H227V34H226ZM189 36H190V38H189ZM43 37H44V38H43ZM66 37H67V36H66ZM180 37H181V38H180ZM222 37H223V38H222ZM39 38L42 39V40H40ZM53 38H54V39H53ZM59 38H60V39H59ZM198 38H200V36H198ZM198 38L196 39L197 41L195 40V42H197V45H199L198 43H201V44H202L203 39L201 38V39H202V42H200L201 40L198 41ZM160 39H161V40H160ZM169 39H170V41H169ZM176 39H177L178 41H176ZM209 39H211V43H210V40H209ZM43 40H44V41H43ZM157 40H159V41L162 42V43H160V42L157 43ZM172 40H173V42L175 43V46H176L175 48L173 47V46H174V43L172 42ZM41 41H42V42H41ZM45 41H46V42H45ZM167 41H168V42H167ZM179 41H180V42H179ZM185 41H184V44H185ZM32 42H33V41H32ZM39 42L42 43L43 46L45 45V46H44L45 48H43V46L41 47V44H40ZM131 42H132V43H131ZM166 42H167V43H166ZM195 42H194V43H195ZM221 42H220L219 44H218V43L215 44V45L218 46L219 48H218V47H214V48H213V46H215V45H212V48L210 47V45H209V47H208V48H209L208 50L211 51L210 53L212 54V56H214L213 59H215V61L218 60L220 57L222 58V60L224 59L223 56H221V55H223L222 53L225 54V51L223 52V50L226 49V44H225L226 41L222 42V43L224 44V45H223V46H224L223 49L220 48V46H222V43H221ZM30 43H31V42H30ZM38 43H39V45H38ZM43 43H44V44H43ZM52 43H53V44H52ZM137 43H138V44H137ZM139 43H140V45H139ZM141 43H143V46H145V47H141ZM181 43L183 44V42H181ZM204 43H205V42H204ZM207 43H206V44H207ZM59 44L62 45V46H63V45L65 46V47H64V46H63V47H62V46H59V47H60V50H63L62 53H60V50H56V49H58V48H57V47H58L57 45H59ZM121 44H122V45H121ZM132 44H133V45H132ZM134 44H135V45H134ZM159 44H161L162 47H161ZM166 44H167L168 46H169V44H170V47H168ZM220 44H221V45H220ZM127 45H128V46H127ZM131 45L133 46V49L135 48V49H134V52H133V49H132V46H131ZM137 45L140 46V47H138ZM151 45H152V46H151ZM158 45H159V47L155 48V47L158 46ZM171 45H172V46H171ZM179 45H180V44H179ZM186 45H187V44H185V46H186ZM202 45H205V44H202ZM39 46H40L41 48H43V50L40 49ZM52 46H51V48H52ZM126 46H127V47H126ZM163 46H167L168 51H167L166 47H164V50H163ZM193 46H196V45H193ZM33 47H34V48H33ZM38 47H39V48H38ZM66 47L68 48V50L66 49ZM196 47H197V46H196ZM200 47L202 48V46H200ZM200 47H198L199 50H200ZM204 47H205V49L203 50V48H202V51H205V50H206L207 45L204 46ZM29 48H28V49H29ZM31 48H33V49H31ZM36 48H37V49H36ZM63 48H65V49H63ZM89 48H90V46H89ZM92 48H93V49H92ZM116 48H117V49H116ZM126 48H130V50L128 51V49L126 50ZM159 48H160V50H159ZM176 48H177V49H176ZM179 48H180V49H179ZM216 48L220 49V50H221L220 52H222V53L219 54V52H217L218 50H215ZM34 49H35V51H34ZM44 49L47 51V53H46V52L43 53V51H45ZM139 49H140V50H139ZM142 49H143V51H142ZM151 49H153V50H151ZM157 49H158V50H157ZM171 49H172V50H171ZM175 49H176V50H175ZM178 49H179V51H178ZM186 49H187V50H186ZM190 49H192V50H190ZM195 49H197V48H195ZM212 49H213V51H212ZM39 50H40V53H41V54H39V53L37 52V51H39ZM52 50H53V49H52ZM64 50H65V51H64ZM120 50H121V51H120ZM146 50H147V51H146ZM150 50H151V51H150ZM156 50H157L158 52H157ZM169 50H170V51H169ZM174 50H175V51H174ZM208 50H207V51H208ZM110 51H111L112 53H111ZM124 51H126V52H124ZM149 51H150V52H149ZM159 51H161V52H159ZM162 51H163V52H162ZM164 51H165V52H164ZM173 51L175 52V54L177 53V54H176L177 57L181 55L180 57H182V59H181L180 57L177 58V57L175 56V58H176V60H177V61H176L175 58H174V55H175V54H174ZM191 51H192V52H191ZM195 51H196V50H195ZM202 51H201V52H202ZM215 51L217 52V54H214V53H213V52H215ZM36 52H37L39 55L36 54ZM63 52H64V53H63ZM65 52H66L67 54L71 53V54H70L71 56H70V55H65ZM117 52H118V53H117ZM141 52H142L143 54H141ZM147 52H148V53H147ZM151 52L153 53V58H152V53H151ZM156 52H157V53H156ZM168 52H169V54H168ZM171 52H172L173 55L171 54ZM52 53H53V55H52ZM127 53H129V54H127ZM139 53H140V54H139ZM149 53H150V54H149ZM178 53H180V54L178 55ZM203 53L205 54V52H203ZM203 53H200V54H203ZM206 53H208V52H206ZM42 54L47 55L48 58H46L47 56L42 57V56H43ZM113 54H114V55H113ZM125 54H126V56H125ZM130 54H131L133 57L130 56ZM133 54H135V55H133ZM138 54H139V55H144V56H142V58H140V57H138ZM157 54H158V55H157ZM160 54H163V55H160ZM164 54L168 55V58H167V56H164ZM188 54H189V55H188ZM208 54H209V53H208ZM208 54H206L208 57H206L205 55H203V57L205 56L206 58L209 59V57L211 56V54H209V55H208ZM36 55H38V57L42 55V56H41L42 59L45 58L46 62H45V60L39 59ZM58 55H59V56H62V61H63V56H64V59H65L67 56H69L68 59L72 60V61H69V62L71 63V65H70V63L68 62L69 64H68V63H64V64H65L64 66L67 68V71L70 72V75L73 73V74H72V75H73L72 78H74L73 80L70 79L71 76L68 74V72H66V69H65L64 67H62V66H63V65H62L63 63H62V61L59 60L60 58H59ZM121 55H122V56H121ZM128 55H129V56H128ZM148 55H150V56H148ZM159 55L162 56V57L160 58ZM171 55H172V56H171ZM50 56H51V57H50ZM114 56H116V57H114ZM158 56H159V58H158ZM163 56L166 57V58L164 59ZM212 56H211V57H212ZM215 56H217V57L219 56V57H218V58H217V57L215 58ZM34 57H35V59H34ZM41 57H40V58H41ZM49 57H50V59H49ZM72 57H73V58H72ZM130 57H131V58H130ZM134 57H135V58H134ZM136 57H137V59H136ZM143 57H145V58L147 57V61H148V60H152V61L146 63V62L144 61L145 58L143 59ZM150 57H151V58H150ZM37 58L39 59V61L42 60V63H43L44 66H45L46 64H47V66H45V68H44L43 65H41L40 63H38L39 61L37 60ZM71 58H72V59H71ZM129 58H130V59H129ZM133 58L136 59V61H133V60H134ZM162 58H163L164 60H163ZM170 58H171V59H170ZM179 58H180V59H179ZM189 58H188V59H189ZM221 58L219 59V61H222ZM48 59H49L50 61L47 62ZM112 59L114 60V62H113ZM141 59H142L143 63H142V62L139 63V60L141 61ZM153 59H154V60H153ZM161 59H162V60H161ZM208 59H207V60H208ZM66 60H67V58H66ZM66 60H65V62H67ZM73 60L75 61V63H74ZM107 60H108V61H107ZM128 60H129L130 64H132V65H130V66H133V63H134V62H135V63H134L135 66H133V67H131V68H130V66H129V68H128V66H127V63H129ZM137 60H138V61H137ZM159 60H160V61H159ZM166 60H167V62H165ZM174 60H175L176 62H174ZM183 60H184V61H183ZM192 60H193V61H192ZM209 60H210V59H209ZM211 60H212V59H211ZM111 61H112L111 64H113L114 67H110V66L107 67V65H110V64H108V62L110 63ZM123 61H124V62L126 61V62L124 63ZM203 61H202L201 64H203ZM215 61H214V62H215ZM26 62H27V61H26ZM44 62H45L46 64H44ZM63 62H64V61H63ZM92 62L94 63V65H98V66H95L96 68H94V66L91 64ZM116 62H117L118 64H117ZM122 62H123V64H124L125 67L123 66V64H121ZM131 62H132V63H131ZM170 62H171V63H170ZM187 62H189V61H187ZM205 62H204V63H205ZM222 62H223V61H222ZM222 62H221V63H222ZM73 63H74L75 65H74ZM105 63H106V64H105ZM115 63L117 64L118 70L121 69V70L119 71V75H120V76L118 75V76H116V77L113 76L112 78H110L109 81L107 82V84H105L106 86H104V87H106L105 90H104V89L102 90L103 87H102L100 90H102L101 93H105V91H106V93H107V92L110 93V91H107V90H108L107 88L109 87V88H110L109 90L112 91V93H110V94H112V95L114 96V98L117 97V95H118V97H119L120 94H121V96L119 97V99H114L113 96H111L110 94H109V95L111 96V98H109L110 96L108 97V95H107V96H106V95H103L102 97H105V96H106V98H105L104 101H103V102H105V103H103V102H102V98H101V96H100L101 93L99 92L100 95H99V93H97L99 90H98V88L96 87L97 81L94 79V77L96 76V75H95V74H96L95 71H98V70H100V69H101V71H102V68H103V70H105L103 73L106 74V73L108 72V73L111 75L113 72L115 73V71L117 70V69H116L117 67H116ZM166 63H167V64H166ZM168 63H169V64H168ZM215 63H216V62H215ZM217 63H220V62H217ZM217 63L215 64L216 66H212V67L217 68V69H218V68L220 69L219 66H221V65H219V64H217ZM221 63H220V64H221ZM38 64H40V65H38ZM72 64H73V67H72ZM148 64H149V65H148ZM164 64H165V65H164ZM178 64H179V66H178ZM181 64L178 62L176 65H177V67H180V66L183 65V64H182V65H181ZM69 65H70V66H69ZM147 65H148V66H147ZM159 65H158V67H159ZM163 65H164L165 67H163ZM166 65H167V66H166ZM217 65H218V67H217ZM36 66H37V67H36ZM39 66H40V67H39ZM41 66H42V67H41ZM67 66H68V67H67ZM74 66H76V67H74ZM149 66H150V67H149ZM71 67H72V68H75V69H74V72H73V70L71 69ZM104 67H105V68H104ZM120 67H121V68H120ZM182 67H184V66H182ZM187 67H188L189 70H187ZM190 67H192V68H190ZM193 67H194V68H193ZM209 67H208V68H209ZM42 68H43V69H42ZM58 68H59V69H58ZM62 68H63V69H62ZM113 68H114V69H113ZM122 68H124V69H131V70H129V71H132V70H133V71H132V72H129L128 70H124V69H122ZM132 68H133V69H132ZM135 68H136V70H135ZM162 68H164V69H162ZM46 69H47V70H46ZM57 69H58V70H57ZM64 69H65V71H64ZM90 69H89V70H90ZM95 69H98V70H95ZM109 69H112V70H109ZM141 69H142V70H146L145 73H147V74L144 75V74H143L144 71H142ZM147 69H148V70H147ZM180 69H181V68H180ZM211 69H212V68H209V70H210L211 72L213 71L212 73H214V71L216 70V69H213V70H211ZM118 70H117V72H118ZM196 70H197V71H196ZM209 70H208V71H209ZM220 70H221V69H220ZM55 71H56V72H55ZM57 71H58V73H60L59 76L62 77V78H60V77H55V78H54V76H56V75L58 76ZM136 71H138V72H136ZM141 71H142V72H141ZM217 71H219V70H216V72H217ZM46 72H44V73L47 74V75H49V74H48L49 71H48L47 73H46ZM53 72H54V73H53ZM64 72L67 73V78H68L69 80L66 79V77H65V76H66V73H64ZM99 72H100V71H99ZM99 72H98V73H99ZM123 72H124V73H123ZM133 72H134V73H133ZM195 72H194V74H196ZM216 72L214 73V76H213L214 78L217 77V74L219 73V72H218V73L216 74ZM49 73H50V72H49ZM63 73H64L65 75H64ZM93 73H94V74H93ZM101 73H102V72H101ZM103 73H102L101 75H104ZM120 73H121V74H120ZM125 73H127V74H125ZM129 73H130V74H129ZM189 73H188V74H189ZM212 73L209 72L208 75H210V74H212ZM53 74H54V76H53ZM55 74H56V75H55ZM137 74H138V75H137ZM205 74H206V73H205ZM219 74H220V73H219ZM94 75H95V76H94ZM107 75H108V74H107ZM136 75H137V76H136ZM143 75H144V76H143ZM192 75L195 76L199 81H198L195 77L192 78V77H191ZM198 75H200V77H202L203 79H199V76H198ZM206 75H207V74H206ZM212 75H213V74H212ZM215 75H216V76H215ZM42 76H44V75H42ZM68 76H69V77H68ZM133 76H134V77H133ZM142 76H143V77H142ZM149 76L152 77L153 79H155L154 81L157 83V84H156L157 86H154V88H153L154 90L151 88V87H153L152 85H150V82H151L150 80H151L152 78H150ZM64 77H65V78H64ZM56 78H57V79H56ZM121 78H122V79H121ZM128 78H129V79H128ZM137 78H138V79H137ZM145 78H148V80H146ZM160 78H161V77H160ZM160 78H159V80H160ZM39 79H40V78H39ZM60 79H62V81H58V82H56V84H55V81L60 80ZM65 79H66L67 81H65ZM125 79L132 81V83L134 82V84H135L136 86L133 85L130 81H129V82H128L127 80L125 81ZM142 79L145 80V82L147 83V86H146V84H144L145 82H144V83L142 82V81H144V80H142ZM194 79H195V80H194ZM215 79H216V78H215ZM49 80H48V81H49ZM70 80H72L71 83H70ZM121 80H122V81H121ZM138 80H139V81H138ZM208 80H209V79H208ZM208 80H207V84H208V82H209L210 80L213 81L214 79L211 77V79H210L209 81H208ZM219 80H221V79H220V75H218L217 80H215L216 82L214 81V82L211 83V85H210V83H209L208 85H210V87L215 88V86L218 84V83H217V81H218V82H219L218 85L221 86V85H222V82L220 83ZM113 81H114L115 83H114ZM117 81H118V82H117ZM136 81H138L137 84L135 83ZM160 81H161V80H160ZM195 81H197V82L195 83ZM122 82H123V83H122ZM125 82H126V84H125ZM140 82L142 83V85H140V84H141ZM155 82H154V83L151 82V83H153V84L155 85ZM210 82H211V81H210ZM49 83H50V84H49ZM53 83H54V84H53ZM57 83H58V84H57ZM113 83H114V84H113ZM139 83H140V84H139ZM148 83H149V85H148ZM201 83H202V85H201L202 88L200 87V84H201ZM215 83H216V84H215ZM121 84H122V85H121ZM127 84H130L131 86H130V85H127ZM175 84H176V85H175ZM191 84H192V85H191ZM194 84H196V85L199 84V86H197V88L200 87V90H203L204 92H203V91H199V92H197V88H195ZM214 84H215V85H214ZM50 85H51V86H50ZM107 85H108V87H107ZM111 85L114 86V87L111 88V87H112ZM144 85H145V87H144ZM171 85H172L173 87H171ZM174 85L177 86V88L174 87ZM190 85H191L192 87L194 86V90H193L194 92L191 91L192 89H191V86H190ZM218 85H217V87H218ZM42 86H43V87H42ZM97 86H98V85H97ZM118 86H119V87H118ZM120 86H121V87H120ZM125 86L127 87V89H124ZM132 86H133V87H134V86H135V87H137V86L140 87V86H141V89L138 88V87H137V88L134 87L135 90H134V88H133V90H132V89H131ZM150 86H151V87H150ZM39 87H40V88H39ZM48 87H49V88H48ZM67 87H68V88H67ZM99 87H100V86H99ZM117 87H118V89H117ZM123 87H124V88H123ZM148 87H149V91H148V95H149V97H147L148 95L146 94L147 92H146V90H145V88H147V90H148ZM155 87H157V88H155ZM205 87H206V85H205ZM210 87L207 86L208 90L211 91L213 88L211 89ZM217 87H216V88H217ZM222 87H223V86H222ZM37 88H38V90H36ZM95 88H96V89H95ZM119 88H120V89H119ZM122 88H123L124 90H123ZM129 88H130V89H129ZM165 88H166L167 90H166ZM168 88H170V89H168ZM187 88H188V89H187ZM216 88L213 90V92H214V91L216 92L217 90L221 92V89H222V92H223V88L220 87V88H219L220 90H219L218 88H217V89H216ZM39 89H43V90H39ZM44 89L47 90V91L45 92ZM114 89H115V90L117 89V93H115L116 91H115ZM150 89H152V91H151ZM155 89H156V90H155ZM195 89H196V90H195ZM120 90H122V92H120ZM130 90H131V91H130ZM141 90H144V91H142V93L146 94L147 96H146V95L143 96L142 93L138 92V91H141ZM163 90H164V91H163ZM165 90H166V91H165ZM189 90H190V91H189ZM198 90H199V89H198ZM37 91H38V93H36ZM39 91H41L43 94L46 93V95H42V93L39 92ZM43 91H44V92H43ZM48 91H49V92H48ZM114 91H115V92H114ZM118 91H119V92H118ZM123 91H124V92H123ZM134 91H137V92L134 93ZM153 91H154V92H153ZM155 91H157V92H155ZM162 91H163V92H162ZM187 91H188L189 93H188ZM210 91H209L208 93H210ZM218 91H217V92H218ZM47 92H48V93H47ZM113 92H114L115 94H113ZM132 92H133V93H132ZM145 92H146V93H145ZM150 92H151V93H150ZM152 92H153V93H152ZM160 92H162V93H160ZM164 92H165V93H164ZM185 92L188 93V94H185ZM202 92H203V93H206V94L209 95V96H207V95H204V96H203V95H202ZM118 93H119V94H118ZM130 93H131V94H130ZM138 93H140V94H138ZM154 93H155V94H154ZM163 93H164L165 95H163ZM191 93H195V94L193 95V94H191ZM196 93H197V94H196ZM218 93H219V92H218ZM37 94H38V95L40 94V95L37 97ZM47 94H48L49 98H48ZM75 94H76V93H75ZM116 94H117V95H116ZM136 94L138 95L137 97H136ZM141 94H142V95H141ZM198 94H199V96H197ZM200 94H201V97H200ZM219 94H220V93H219ZM221 94L223 95V93H221ZM63 95H65V94H63ZM122 95H123V96H122ZM127 95H129V98H127ZM130 95H131V96H130ZM134 95H135V97H134ZM139 95H140V96H143V97H141V98H145V96H146L147 101H146V99H145V100L143 99L144 101L142 100V103H141V101H140L141 99L139 98V97H140ZM151 95H152V96H151ZM191 95H192V96H191ZM222 95H220V96L223 97ZM74 96H75V95H74ZM76 96H77V94H76ZM99 96H100L101 99L99 98ZM132 96H133V98H132ZM150 96H151V98H150ZM168 96H169V95H168ZM190 96H191V98H190ZM194 96H195L197 99H196V98H193ZM202 96H203V97H202ZM205 96H206V97H205ZM41 97H42V98H41ZM46 97H47V98H46ZM77 97H78V96H77ZM118 97H117V98H118ZM157 97L155 96V100H156V102L158 103L159 101L162 100V98H160V97L157 98ZM207 97H208V98H207ZM216 97H217V98H216ZM221 97H220V99H221ZM112 98H113V99H112ZM120 98H121V100L124 99V98H125V99L121 102ZM126 98H127V99H126ZM135 98H138V99H140V100L135 99ZM149 98H150V100H149ZM152 98H153V99H152ZM166 98H167V97H164L163 99H165L166 102L168 103L169 101H168ZM186 98H187V99H186ZM188 98H189V99H188ZM198 98H200V100H202V102H199L200 100H199V101H195V100H198ZM205 98H207V99H205ZM210 98H211V101H213V103H210V102H211V101H210V102H209L210 104H209L207 101H209L208 99H210ZM40 99H41V101H40ZM46 99H47L48 101H47ZM64 99H65V100H64ZM73 99H74V101H72ZM110 99H111L112 101H111ZM129 99H130V100H129ZM134 99H135V100H134ZM158 99H159V100H158ZM168 99H169V98H168ZM194 99H195V100H194ZM215 99H214V100H215ZM114 100H117L119 103H118V102L115 103L116 101L114 102ZM119 100H120V101H119ZM132 100H134V101H133V102H134V105L131 104V103H133ZM136 100H137V101H136ZM148 100H149V103H148ZM165 100H162V103H161V102L158 103V106L162 105V106H164V107H167L168 104H165V103H166ZM193 100H194V101H193ZM206 100H207V101H206ZM63 101H64L65 103L69 101V104H70L69 107H68L67 104H65ZM77 101H78V100H77ZM77 101L74 103V105H76V107L78 106V104H76ZM91 101H92V100H90V102H91ZM128 101H129V102H128ZM138 101H139L140 103H139ZM181 101H182V102H181ZM215 101H216V100H215ZM113 102L115 103V105H113V104H114ZM120 102H121V104H120ZM123 102H124L125 106H124V104H122ZM126 102H128L129 105H128ZM135 102H136V103H135ZM137 102L139 103V105L137 104ZM144 102H145V103H144ZM164 102H165V103H164ZM198 102H199V103H198ZM205 102L208 103V104H206ZM218 102H220V101H218ZM47 103H48V104H47ZM86 103H87L88 106L85 104V106H86V108L84 107L85 109H88L89 105H90L91 109H93L92 104H90L88 101H87ZM101 103H102V109L100 108V105H99V104H101ZM152 103L154 104L155 102L153 101ZM163 103H164V105H163ZM176 103H177V104H176ZM196 103H197V106H195ZM202 103H203V104H202ZM49 104H51V105H49ZM94 104H93V105H94ZM107 104H108V102H107ZM107 104H105V105L108 107ZM119 104H120V105H119ZM126 104H127V105H126ZM135 104H137L136 106H138V107H136ZM144 104H145V105H144ZM147 104H148L149 106H147ZM159 104H160V105H159ZM175 104H176V106H175ZM179 104H180V105H179ZM201 104H202V105H201ZM55 105H57L58 108H57V106H55ZM65 105H66V106H65ZM95 105H94V106H95ZM121 105L124 106V107H122ZM140 105H141V106L143 105V106L140 107ZM154 105L157 106L156 103H155ZM154 105H153V106H154ZM170 105H169L168 108H170ZM173 105H172V106H173ZM178 105H179L180 108L178 107ZM203 105H204V106H203ZM38 106H39L40 108H39ZM70 106L74 107L75 110H74L72 107L70 108ZM120 106H121V108H120ZM126 106H127V109H125ZM130 106H131V107H130ZM133 106H134V107H133ZM51 107H52V109H54V108H55V109H54V110H51ZM60 107H63V108H60ZM66 107L69 108L67 111L65 110ZM132 107H133V108H132ZM139 107H140L142 110H140ZM191 107H189V108H191ZM49 108H50V109H49ZM116 108H117V109H116ZM147 108H148L149 111L147 110ZM203 108H204L205 110H203ZM56 109H58V110H56ZM63 109H64L66 112H68V111H70V112H69V113H66V112H64ZM79 109H80V107H79ZM100 109L103 110L104 112L102 113V111H101ZM106 109H107V108H106ZM131 109L133 110V112H130V111H132ZM134 109H135V110H134ZM137 109H139L140 111H138ZM47 110H48V111H47ZM59 110H62V111H60V113L63 112V114H64V113H66V114H65V115L60 114V113H59ZM110 110H111V108L109 109V111H110ZM121 110H122V111H121ZM124 110H125V111H124ZM126 110H128V111H126ZM173 110H174V109H173ZM199 110H198V111H199ZM218 110H219V109H218ZM40 111H39V112H40ZM53 111H54V112H53ZM111 111H112V110H111ZM115 111H112V112L114 113ZM136 111H137V112H136ZM145 111H146V112H145ZM147 111H148V112H147ZM196 111H197V110H196ZM200 111H199V112H200ZM47 112H48V114H47ZM75 112H76V111H75ZM106 112H108V111H106ZM44 113H46V114H44ZM116 113H117V112H116ZM143 113H142V114H143ZM101 114H102L103 116H102ZM57 115H55V116H57ZM69 115H70V116H69ZM69 115H68V116L66 115V116H67V117H66V118H67L66 121H68V118H69V117H70L71 120H72L73 117L75 118L76 115H80V112H79V114L77 113V114H76L75 116H73V117H71V115H73V112H72V114H69ZM58 116H57V117H58ZM69 121H70V120H69ZM102 124H103V125H102ZM103 126H104V127H103ZM106 149H107V150H106ZM105 151H106V152H105V153H106V158H108V159H107V163H108V165H110V166H109V169H110V171H111V175H112V176H111V180H112L114 177H113V174H112L113 171L111 170V169H112V168H111L112 166H111V159H110V156H109V150H108V146H107V141L105 142ZM203 164H204V163H203ZM205 167H206V164H205V166H201V165H200V166H196V165H195V167L192 168V170H189V171H188V179L184 182L183 185L188 186L189 189H193V190H195V189L199 188V189L205 191L206 186L209 184V183H207V182H203L202 179H201L202 169L205 168ZM132 178H133V177H132ZM132 178L125 179V183L129 185V184H130V181L132 180ZM114 181H115V179H113L111 182H112V187H113V190H114L113 193H114V197H115V202H116V204H117V205H116V206H117V213H118L117 215H118V219H119L120 227L122 228V229H121V231H122V235H123V238H124V239H123V240H124L123 243H125V244H124V250H125V255H126L125 258H127V261H126V262H127V264H129L131 259H130V256H128L129 252H128V250H127L126 240H125V234H124V231H123V230L126 229L127 227H131V228H132V227L134 226V224H135V213H134V208H127V212H126V214H125V217L122 215L121 208L119 207V202H118L119 200H117V198H118V197H117V196H118V193H116V191H117V190H116V189H117V188H116V183H115ZM179 184H181L179 181H177V180H173V182H172L171 184H169V183L166 184V188H167V189H170V188L173 189V188L175 187V185H179ZM116 195H117V196H116ZM67 209H69V210H73L72 208H67ZM67 209L65 208L64 211H66ZM95 209H96V210L98 209V210H97L98 212H99V209L101 210V208H94V212H96V214H92L93 216H90L91 213H92L91 211H93V209L89 210V209L87 208V209H86L87 212H86V213L84 212V213L87 214L88 217H89V220H88V217H87L88 222L85 221L84 223H85V224L88 223V225L91 226V227H90V226H89V227H90V229H91V231H92V232L90 233V229L88 228V225H85V224H84V225H85L84 228H88L87 231L85 230V232H86V234H87V236H88V238H86V239H87V240H88V239H90V240L93 239V244H94V245H92L93 247H92L91 245H89V244H91L90 240H88V242H90V243L88 244L86 241H84L85 239H83L82 233H81V232H77V231H79V230L76 228V227H77V226H75L76 223L73 221V218L70 216L71 212L68 213V211H66L65 213H63V211L61 210L60 212H62L63 215L60 214V212H59V214L62 215V216H60L59 214L56 215V216H57V219L62 218V217H65V219H64V218H63V219H64V221L66 222V224H67V225L69 224L70 226H71V225H72V226L74 225V226H73L74 228H72V226L70 227L69 225H68V226H67V225L62 226V221H63V219H62V220L59 219L60 221L58 220L59 222H58V221H57V222H58V224H60V226H62L64 229H63V228H59L60 226L56 228V226L58 225L57 222H55L56 225H54L55 223L52 224V228H50V233H49V234H51V233L54 234V233H55V235H52V234H51V235H52V237L55 236V239L58 240V242H62L63 237H65V239H66V238L69 237L70 234L73 235V236L70 235V236H72V237H69L70 239H67V240L69 241V242H68V245H69V246L75 245V250H74V247H69V248L67 249V250L70 249V251L72 252V253L70 252V254H69L68 251H67V254H68L69 256H71L72 261H73V264H81V263H82L81 261H82V257H83V256L81 255V254H82V251H81L82 249H81V248H82L84 245H87V244L90 246V248L92 247V249L95 250V253H96V254H95V253H93V254H95V255H94L95 258L97 257L96 261H97V260H101V261H99V262H100L99 264H101V262H102V264H103V263H104V264H109V260H108V259H109V256H108L109 253H107V252H109V251H107L108 246H107V244H106V243L108 242V237H107L108 235L104 236V238L106 237V238H105V242H103L104 239H101V240L99 239L104 247H105V245L107 246L106 249H105L103 246H101V244L98 243V242H100V241H97L98 239L95 240V237L93 236V235H94L93 232H96V231L99 230V231H98V234L95 233V235H96V234L99 235V233H100L101 235H99V237H100V238H103L102 235H105L104 233L107 232V231H106V230H107V227H106V226H107V224H106L107 222H106V216H105V214H104L105 211H104L103 208H102L103 211H102V210L100 211V214H101V215L99 214V215L97 216L98 212L95 211ZM220 209H221V208H208V209H206V210L208 211L207 213H209V215L211 216V214H212V215L215 214V213H216L218 210H220ZM90 212H91V213H90ZM89 213H90V215H89ZM65 214H67V215H65ZM103 214H104V216H103ZM64 215H65V216H64ZM95 215H96V216H95ZM94 216L96 217V220L94 219V218H95ZM100 216H101L104 220H101V217H100ZM211 217H212V216H211ZM85 218H86V216H85ZM85 218H84V219H85ZM90 218H93L92 220H94V221L92 222ZM99 219H100L102 222H101ZM207 220H209V222H208V223H209V226H208V227H210V226L212 225V223H213V222H212V219L210 220V218H209V219H207ZM64 221H63V222H64ZM67 221H69V222H67ZM72 221H73V222H72ZM98 221H99V223H101V224L103 223V224H102V225H99V223L97 224ZM104 221H105L106 223H104ZM91 222L94 223V224H95V222H96L95 225H97V226H99V227H96V226L94 227V225H93L94 229H92ZM70 223H71V224H70ZM63 224H64V223H63ZM65 226H66V227H65ZM153 226H155V225H153ZM156 226H157V225H156ZM158 226H159V225H158ZM198 226H199V222H198ZM53 227H54V228H53ZM69 227H70V228H69ZM101 227H103V228L101 229ZM58 228L60 229V231H59ZM65 228H66V229H65ZM71 228L73 229L72 232L70 231ZM98 228H99V229H98ZM123 228H124V229H123ZM62 229H63V231L68 230V232H67V231L64 232V234H66V235H67V233H68V236H67V237H66V235L63 236ZM69 229H70V230H69ZM76 229H77V230H76ZM207 229H208V228H207ZM207 229H206V230H207ZM51 230H52V232H51ZM75 230H76L77 233H79L78 235H76L77 233L75 234ZM94 230H96V231H94ZM101 230L106 231V232H103V231H101ZM196 230H198V229H196ZM206 230H205V229H199L198 231H199V233H201V234H206V233H207ZM58 231H59V232H58ZM57 232H58V233H57ZM69 232H70V233H69ZM73 232H74V233H73ZM88 232H89L90 234H89ZM102 232H103V233H102ZM58 234H59V235L62 234V236L59 237ZM86 234H85V235H86ZM88 234H89V235H88ZM56 235H57V236H56ZM79 235H80L81 237H80V238L78 237V238H79V239H78L77 236H79ZM83 235H84V234H83ZM90 235H92V237H90ZM101 236H102V237H101ZM201 236H203V235H201ZM56 237H57V238H56ZM58 237H59V238H58ZM73 237H74V239H75V242H74V240H73ZM85 237H86V236H84V238H85ZM97 237H98V236H97ZM99 237H98V238H99ZM71 238H72V240H71ZM81 239H83V240H81ZM106 239H107V241H106ZM77 240H78V242H77ZM79 240H81V241H79ZM181 240H182V241H181ZM82 241H83V242H82ZM95 241H96L97 244H95ZM177 241H178V242H177ZM177 241H176L177 244H176V242H174V241H173V242H174L175 244H173V245H169V244H168V246H169V250H168L169 254L166 253L165 256L162 255L161 258H159L160 256H159V257H158V256H153L154 258L152 257V258H147V259L145 258L144 263L146 262V264H147V263H148V264H151V263L154 264L155 262H157V263L160 262V264H162V263H163V264H177L176 261H175V263L173 262L174 259H172L171 257H172V255L174 254V252H179V251H178L179 249H180V251H181V250L183 249V247H184V248L186 247L187 239H185V238L182 237V238H179V240H177ZM73 242H74V243H73ZM76 242H77V243H76ZM85 242H86V243H85ZM179 242H180V243H179ZM183 242H184V245H183ZM70 243H71V244H70ZM78 243H79V244H78ZM80 243H81L82 245L79 247L80 249L78 250V246L80 245ZM103 243H104V244H103ZM181 243H182V245H181ZM223 243H224V242H222L221 244H219V245H217V246H214L215 248L217 247L218 250L220 249L219 251H217L216 249H214V247H212L211 249L206 250V252H203V253H204V257H205V258H202L203 260H202L201 258H197V257L199 256V254H196V253H195V254L189 255V256H191V257L189 258V256H188V258H189L188 260H189V261L187 260L185 264H204V263L207 264L208 262H210L211 264H221V263L223 264V263H225V262H226L227 264H229L228 262L231 260V259H229V258L232 257V256H230V255H228V257H227V256H224V254L227 255V254H229V253H227V251H228V246H227L226 248H225V247L222 248V251H221V248H220V247H223ZM77 244H78V245H77ZM83 244H84V245H83ZM98 244L100 245L99 247H98ZM179 244H180V245H179ZM95 245H97V249L101 247L100 250L102 249L103 252L105 253V255H102V254H104L103 252L101 253V255H100V254H99V255L102 256L103 259H104L105 257L108 256L107 258L104 259V260H108V261H104V262H103L102 257H100V256L98 255V253H97L98 251H96L97 249H96V246H95ZM175 245H177V246H179V247H177V246H175ZM220 245H221V246H220ZM171 246H172V248H171ZM173 246H175L178 250H177L175 247L173 248ZM102 247H103V248H102ZM72 249H73L75 252H73ZM173 249H175V250H177V251H174ZM185 249H186V248H185ZM94 250H93V252H94ZM108 250H109V249H108ZM170 250H171V251L173 250V251L170 253ZM214 251H217V252H220V251H221V252L219 253L218 257H219V256L222 257V255H223L224 258L227 257V258L224 259L225 261H224L221 257H219V258H221V259L223 260V261H221V262L218 261V260H220L219 258H218V259L213 258V257H215V254L217 253V252L214 253ZM31 252H32V251H31ZM31 252H29V253H30L29 258H30V257H33V259H32V260H28V264H34L33 261L38 262V261L36 260V258H37V257H36V252L34 251L32 254H31ZM203 253L200 254V256H203ZM33 254H35V257H36V258L34 257ZM73 254H74V255H73ZM79 254H80V255H79ZM141 254H143V253L140 252V253H139V256H140V258H142V259H140L138 255H137V259H136V261H138L139 264H142L143 262H140V261H143V260H144V259H143V255L141 256ZM208 254H212V255H211V256H208ZM217 254H218V253H217ZM97 255H98V256H97ZM168 255L171 256L170 259H169V256H168ZM194 255H195V259L198 260V262L194 260V258H193ZM197 255H198V256H197ZM213 255H214V256H213ZM104 256H105V257H104ZM200 256H199V257H200ZM229 256H230V257H229ZM163 257H165V258H163ZM211 257H212V260H211ZM162 258L165 259V260L163 261ZM207 258H208V259H207ZM209 258H210V259H209ZM30 259H31V258H30ZM129 259H130V260H129ZM152 259H154V261H155L156 259H158V260H156L155 262H153ZM161 259H162V260H161ZM166 259H167V260H166ZM191 259H192V260H191ZM205 259H206V260H205ZM214 259L216 260V263H215V260H214ZM228 259H229V260H228ZM233 259H235V258H233ZM168 260H169V261L171 260L172 263L169 262ZM200 260H201V261H200ZM227 260H228V261H227ZM161 261H162V262H161ZM165 261H166V262H165ZM203 261H204V262H203ZM213 261H214V262H213ZM217 261H218V262H217ZM234 261H235L236 264H239V263H237V262H238L237 260H234ZM234 261H233V264H235ZM219 262H220V263H219ZM38 263H39V262H38ZM210 263H208V264H210ZM231 263H232V262H231ZM95 264H97V263H95ZM131 264H132V263H131ZM178 264H183V263L178 262Z\"/></svg>",
    "mask_w": 264,
    "mask_h": 264
},
{
    "label": "crops",
    "instance_id": "0c3cea01",
    "mask_svg": "<svg viewBox=\"0 0 264 264\" xmlns=\"http://www.w3.org/2000/svg\"><path fill=\"white\" fill-rule=\"evenodd\" d=\"M118 29V28H117ZM120 29V28H119ZM123 33H126L127 32V30H124V31H122Z\"/></svg>",
    "mask_w": 264,
    "mask_h": 264
}]
</instances>
